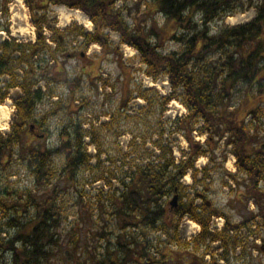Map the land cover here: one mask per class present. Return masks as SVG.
I'll list each match as a JSON object with an SVG mask.
<instances>
[{"label": "trees", "instance_id": "trees-1", "mask_svg": "<svg viewBox=\"0 0 264 264\" xmlns=\"http://www.w3.org/2000/svg\"><path fill=\"white\" fill-rule=\"evenodd\" d=\"M37 1L25 0L30 10V22L35 28V42L0 43V76H9L6 90L20 89V95L13 99L15 111L10 132L8 135L0 134V167L5 170L16 155L33 176L32 190L15 193L12 200H8L7 192L6 196H0V219L4 220L0 225V264H54L62 242L59 232L62 224L61 191L75 184L81 167L91 166L92 159L100 158L99 150L94 156L87 152L83 138L91 137V133L81 130V127H77L74 134L64 128L59 134V144L52 149L47 148L43 142L36 146L28 143L29 135L33 136L32 128L44 127L49 116L59 109H69V105H64L62 99L58 98L53 108L39 119L35 117V106L42 99L37 84L40 80H46L47 83L49 80L55 81L57 78L54 75L60 74H51L46 70L47 66L36 73L37 64L46 56L49 58L46 65L52 62L50 67L55 69L58 63L56 51L60 49L66 33L81 38L84 50L91 44L98 45L102 57L120 55L119 46L128 45L137 51L140 62L146 67L145 74L154 82L167 77L170 92L161 99L164 105L178 101L186 109L187 113L176 119V126L189 144V152L186 155L182 152L177 163L174 157L167 160L165 150L157 145L158 162L148 161L136 165L135 169L131 167L128 175L119 181L122 189L112 191L107 196L108 205L103 201L97 203L100 213L106 214L109 210L120 230L113 243L104 231V225L101 226L98 234L105 241V255L101 259L97 253L88 249L85 251L89 255L80 258L81 248L71 238L68 241L73 245V251L65 252L66 257H74L78 264H129L136 254L144 257L147 264L154 263L155 259L148 251L150 241H140L135 231L145 228L166 233L169 230L167 213L170 207L163 198L174 193L179 200V195L184 197V190L190 188H193L194 196L185 202L180 199L178 210L170 214L177 216L176 221L187 217L200 227L198 234L190 238L189 242L181 243L177 238L173 240L179 246L192 245L195 254L190 260L191 264H220L219 261L228 262V256L236 250L244 251V243L238 238L241 231L249 234L256 233L258 228L264 231V141L257 128L258 124H262L260 118L264 104V0H151L147 9L141 13L139 8L133 15L132 27L122 16L126 7H115L119 0ZM140 2L137 0L135 4L140 5ZM53 5L84 13L93 24V32H86L76 24L62 31L50 26L46 13ZM252 6L256 14L250 22L225 26L211 32L212 23L236 13H244L246 8ZM128 14L131 15V12ZM158 14L163 17L162 23L156 19ZM46 29L51 33L50 37L44 34ZM179 30L182 32L179 33ZM108 32L119 35L118 45L112 46ZM47 40L55 45L54 49ZM168 41L179 42L180 51L164 53L163 48ZM101 61L98 62L96 72L100 69ZM206 68L208 72L205 76L198 72ZM16 69L21 71L19 77L14 73ZM97 78L100 76H94V79ZM80 82V77L75 81H66L75 87ZM237 84L243 86L244 93L242 100L234 105ZM152 90L156 92L150 88L143 90L138 94V99L148 102L145 93ZM5 97L6 93L0 89V102ZM73 101L70 98V104ZM194 132L205 136L204 143L195 140L192 135ZM34 137L42 138L43 134ZM222 140L224 149L230 147V153L236 160L235 174L226 172V176L234 184V202L239 206L236 212L240 220L232 222L223 215V226L220 231H216L210 229L211 219L222 214L212 206L208 207L205 194L196 189L200 185L204 190L207 185L197 180L198 174L206 166L197 170L195 162L201 156H207L212 161L215 153L211 144L216 148ZM207 146L209 149L204 151L203 148ZM58 154L65 157V164L59 171L52 163L53 157ZM169 167L173 169L169 171ZM189 170L192 171L195 185L186 187L180 180ZM109 178L114 177L110 175ZM110 179L100 175L93 182L102 180L104 186L111 189ZM100 192L104 190L99 189ZM198 199L204 203L198 205ZM79 202L81 208H86L81 198ZM250 203L255 211L249 209ZM83 213H87L86 210L78 214L79 220L85 216ZM176 229L177 222L174 232ZM9 230H13V234ZM247 238L244 241L251 249L264 253V235H255L250 242ZM171 243L169 241L168 244ZM214 243H219L221 250L218 259L210 250ZM112 244L114 249L111 248ZM201 247L203 251L198 257ZM167 248L166 245L163 250L166 252ZM208 255L212 257L209 263L203 261ZM159 257L164 260L168 256L161 253Z\"/></svg>", "mask_w": 264, "mask_h": 264}, {"label": "rangeland", "instance_id": "rangeland-1", "mask_svg": "<svg viewBox=\"0 0 264 264\" xmlns=\"http://www.w3.org/2000/svg\"><path fill=\"white\" fill-rule=\"evenodd\" d=\"M38 1L36 3L42 2ZM136 1L119 0L115 4L116 8L123 9L124 6L126 7V10L122 12V16L130 27H132V18L137 10L140 8L142 13L151 2V0H141L140 5H138L135 4ZM255 2L257 1L255 0ZM67 9L57 5L50 6L46 13L48 24L60 31L67 30L72 24H76L86 32H93V24L79 10L68 9L72 12L77 11L73 14L81 17V22L76 21L73 17L68 22L60 21L58 18L59 12ZM246 10L244 13H236L212 23L210 26L211 32L225 26L233 27L250 22L255 18L256 9L252 6L246 8ZM128 12H131L132 16ZM140 19H144V17H140ZM156 19L159 23L163 21L160 14L156 15ZM196 19H199V17H196ZM181 32L182 30H179V33ZM108 33L112 46L118 45L119 35L115 32ZM44 34L46 37L51 36L47 29L44 30ZM35 39L34 27L30 22V10L25 0H0V43L15 41L22 44H33ZM48 43L52 49L55 48L53 43ZM180 49L181 44L179 42L168 41L163 48V52H179ZM119 51L120 55L118 53L102 57L101 48L98 45L91 44L84 50L81 38L66 33L64 40H61L60 49L56 51L58 63L55 65V69L50 67L52 62H48L46 65V61L49 59L46 56H43L41 62L37 64L36 73L47 66L46 70L51 74L60 72L61 75H54L57 78L55 81L49 80L47 83L46 80H40L37 84L36 87L41 89L42 99L35 106V117L39 119L43 113L53 108L58 98L62 99L64 105H69V109H59L55 114L49 116L44 127L40 128L38 132V134H43V137L36 138L29 135L28 143L36 146L39 142H43L42 144H45L47 148L52 149L59 144V134L64 128L74 134L75 129L81 127V130L90 131L91 133V137L89 135L83 138L87 152L94 156L98 150L100 151L98 160L92 159L90 161L91 166H83L77 172L75 184L68 186L67 190L61 191L62 224L59 232L62 242L61 249L57 251V256L54 259V264H78L74 257L67 258V254H65V252L72 253L73 251V245L68 241L70 238L76 241V244L81 248L82 255L80 258L89 255L85 251V249H88L93 253H97L101 259L105 255V241L98 234L101 226L104 225V231L112 238L113 243H115L120 230L117 228L115 218L110 216L109 210L106 214L100 213L97 203L103 201L108 205L107 196L112 191L122 189L119 181L128 175L131 167L135 169L136 165L148 161L158 162L159 150L156 149L157 145L162 146L165 150V158L170 161L171 157H174L175 163L182 157V152L185 153L184 155L189 152V144L185 140L183 132L178 131L176 126V119L183 117L187 111L178 101H170L164 105V101L161 99L163 97L161 93L166 92V90L170 92L167 77L164 76L157 80L158 87L150 88L155 89L156 92L152 90L145 93L148 102L138 99V94L146 90L147 86H152L153 82L145 74L146 67L140 62L137 51L128 45L119 46ZM101 59L100 69L96 72L98 62ZM206 69H200L198 72L205 76L208 72V69ZM14 73L17 76L21 75V71L17 69ZM42 74L40 73V75ZM98 75L100 78L94 79V76ZM77 77L81 78L79 86L75 87L66 83L67 80L75 81ZM8 81L9 76H0V89L6 93V97L0 102V106L5 105L10 109V117L6 126H4V128L6 127L5 131L2 132L6 135L10 132V125L15 111L13 109V99L20 95L19 88L6 90L5 85L9 83ZM18 81L20 83V80ZM243 90V86L237 84L234 90V105L242 100ZM70 98L74 99L71 104ZM262 107L263 115L260 118L262 124H258L257 128L260 137L264 141V104H262ZM192 135L197 142L204 143V135L200 136L196 132ZM219 143L216 148L214 144H211L215 153L212 161H209L207 156H201L195 162V169L197 170H201L206 166V169L198 174L197 180L203 181V184L207 185L204 190L200 185H197L196 189L205 194L208 207L212 206L222 214L211 219L210 229L216 231L223 225L224 216L229 217L232 222L240 220L236 212L239 206L234 202V184L226 176V172L235 174L236 160L230 153V147L224 149L223 140ZM207 149H209L208 146L203 148L204 151H207ZM224 156L225 160L223 161ZM52 163L59 171L65 164L64 155H55ZM171 169L173 168L169 167V171ZM191 173L192 171L189 170L188 174L180 180L186 187L195 185ZM100 175L107 177V179H110L109 176L113 175L114 178L110 179L111 189L104 186L102 180L93 182L94 178ZM28 189H33V176L25 163L19 161L15 155L9 167L5 170L0 167V196H6L7 192L9 195L8 200H12L15 193ZM99 189H103L104 192L99 194ZM193 191V188L184 190V197L179 195V200L185 202L187 199L192 198L194 196ZM173 195L174 193H170L163 198L166 204L172 199ZM79 198H81L82 203L86 204V208H81ZM197 203L202 205L204 201L198 199ZM249 209L256 210L252 203H250ZM81 210H86L87 213H83L85 216L82 220H79L78 214L81 213ZM167 215L169 230L166 233L141 228L135 231V235L140 241L146 239L150 241L148 251L155 259L152 264H191L190 260L195 254L192 245L179 246L173 240L177 238L181 243L189 242L190 238L198 234L200 227L187 217L176 221L177 216H171L170 212ZM176 222L177 229L174 232ZM3 223L4 220L0 219V225ZM9 233L13 234V230H9ZM258 234L264 235L262 228H258L254 234L241 231L238 238L244 243V251L236 250L235 253L228 256V262L218 260L219 263L264 264V253H258L251 249L244 241L248 237L247 241L250 242ZM169 241H172L173 244H168ZM166 245L168 248L165 252L163 249ZM111 248H115L113 244ZM167 250L171 252L167 253L169 252ZM210 250L213 252L214 257L218 259L221 254L219 243L212 244ZM202 251L203 248L201 247L198 250V257L201 256ZM161 253L167 255V259H161L159 257ZM133 258V261L129 264H147L144 257H138L135 254ZM211 259V255H208L203 258V261L209 263Z\"/></svg>", "mask_w": 264, "mask_h": 264}, {"label": "bare ground", "instance_id": "bare-ground-1", "mask_svg": "<svg viewBox=\"0 0 264 264\" xmlns=\"http://www.w3.org/2000/svg\"><path fill=\"white\" fill-rule=\"evenodd\" d=\"M62 8H64V7L62 6ZM73 13H77V11L72 12V11H70L68 9L67 10H63V11L59 12L58 18H59L60 21L68 22L71 19V17H73L76 21L81 22L82 18L79 17L78 15L73 14ZM0 109H1V111H0V129H3L4 126H6V123H7L8 119H9V117H10V109L7 106H5V105H1Z\"/></svg>", "mask_w": 264, "mask_h": 264}, {"label": "water", "instance_id": "water-1", "mask_svg": "<svg viewBox=\"0 0 264 264\" xmlns=\"http://www.w3.org/2000/svg\"><path fill=\"white\" fill-rule=\"evenodd\" d=\"M168 205L170 206V212L177 211L179 208L178 205V195L175 194L172 199L168 202Z\"/></svg>", "mask_w": 264, "mask_h": 264}, {"label": "flooded vegetation", "instance_id": "flooded-vegetation-1", "mask_svg": "<svg viewBox=\"0 0 264 264\" xmlns=\"http://www.w3.org/2000/svg\"><path fill=\"white\" fill-rule=\"evenodd\" d=\"M39 130L40 129L38 128V126H35V128H32V134H33V136H35L36 134H38Z\"/></svg>", "mask_w": 264, "mask_h": 264}]
</instances>
